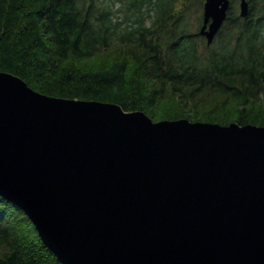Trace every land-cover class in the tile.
Wrapping results in <instances>:
<instances>
[{
    "label": "water",
    "instance_id": "obj_1",
    "mask_svg": "<svg viewBox=\"0 0 264 264\" xmlns=\"http://www.w3.org/2000/svg\"><path fill=\"white\" fill-rule=\"evenodd\" d=\"M230 5L205 0L208 45ZM0 194L63 264H264V125L154 120L0 70Z\"/></svg>",
    "mask_w": 264,
    "mask_h": 264
},
{
    "label": "trees",
    "instance_id": "obj_2",
    "mask_svg": "<svg viewBox=\"0 0 264 264\" xmlns=\"http://www.w3.org/2000/svg\"><path fill=\"white\" fill-rule=\"evenodd\" d=\"M205 0H0V70L53 96L154 120L264 125V0H230L211 44ZM0 264H63L0 194Z\"/></svg>",
    "mask_w": 264,
    "mask_h": 264
}]
</instances>
